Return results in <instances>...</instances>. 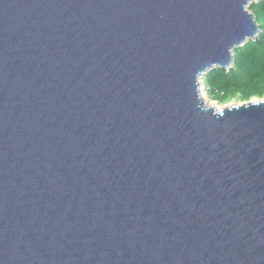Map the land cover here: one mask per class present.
Returning a JSON list of instances; mask_svg holds the SVG:
<instances>
[{"label": "water", "instance_id": "obj_1", "mask_svg": "<svg viewBox=\"0 0 264 264\" xmlns=\"http://www.w3.org/2000/svg\"><path fill=\"white\" fill-rule=\"evenodd\" d=\"M255 1L0 0V264H264Z\"/></svg>", "mask_w": 264, "mask_h": 264}, {"label": "trees", "instance_id": "obj_2", "mask_svg": "<svg viewBox=\"0 0 264 264\" xmlns=\"http://www.w3.org/2000/svg\"><path fill=\"white\" fill-rule=\"evenodd\" d=\"M260 32L234 52L230 68L215 67L203 79L210 95L219 102L239 95L243 100L253 96L264 97V0L250 5Z\"/></svg>", "mask_w": 264, "mask_h": 264}, {"label": "rangeland", "instance_id": "obj_3", "mask_svg": "<svg viewBox=\"0 0 264 264\" xmlns=\"http://www.w3.org/2000/svg\"><path fill=\"white\" fill-rule=\"evenodd\" d=\"M200 88H201V93H203L210 102H213L216 105L221 106V107H226L228 105L238 104V103H241V102L245 101L239 95H235L233 97H229L224 102H219V101L215 100L210 95L209 89L206 87V84L204 83V79L203 78L201 80V87ZM260 98H262V97L253 96L250 100H257V99H260ZM250 100H247V101H250Z\"/></svg>", "mask_w": 264, "mask_h": 264}, {"label": "bare ground", "instance_id": "obj_4", "mask_svg": "<svg viewBox=\"0 0 264 264\" xmlns=\"http://www.w3.org/2000/svg\"><path fill=\"white\" fill-rule=\"evenodd\" d=\"M201 81V80H200ZM201 87V82H200V86H199V88ZM200 93H201V88H200ZM201 95H202V98H203V100L205 101V103H206V105L207 106H215L217 109H220V108H222L221 106H218V105H216L215 103H213V102H210L207 98H206V96L203 94V93H201ZM229 106V105H228Z\"/></svg>", "mask_w": 264, "mask_h": 264}]
</instances>
